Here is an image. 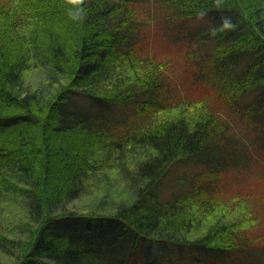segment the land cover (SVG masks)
Wrapping results in <instances>:
<instances>
[{
    "label": "trees",
    "instance_id": "1",
    "mask_svg": "<svg viewBox=\"0 0 264 264\" xmlns=\"http://www.w3.org/2000/svg\"><path fill=\"white\" fill-rule=\"evenodd\" d=\"M156 29L180 60L155 55ZM186 159L208 183L183 175L165 199ZM221 171L264 183V0H0V263L178 264L192 247L264 264L232 239Z\"/></svg>",
    "mask_w": 264,
    "mask_h": 264
},
{
    "label": "rangeland",
    "instance_id": "2",
    "mask_svg": "<svg viewBox=\"0 0 264 264\" xmlns=\"http://www.w3.org/2000/svg\"><path fill=\"white\" fill-rule=\"evenodd\" d=\"M156 38L158 40V43L153 45L154 47L157 46L158 44V50L157 53L155 54L158 58H168L170 55H177L176 60H180L182 49L174 45V47L171 46V44L167 41V38L164 36L163 32H158V29H156ZM180 61H178L179 64ZM174 70V69H173ZM172 70V71H173ZM175 80L178 83H181L182 87L184 88V91L189 94V95H197L199 91L202 93H213L211 90L210 91H205L203 89H207L206 86L202 85L199 86V84H196L192 82L191 75L184 71L180 70L176 73ZM180 87V84H178ZM209 101L212 105V107L215 110L220 111V107L216 100L213 98L212 95L208 94ZM196 97V96H192ZM227 132H229L227 130ZM247 154L251 156V154L245 149ZM247 161H249V158H247ZM192 160L190 161L189 159H186L184 163L179 165L178 167L174 168L173 170L169 171L167 173L166 179L163 181L162 186H161V195L162 197H165V199H168L175 189L173 184H176L177 186L181 187L186 183V180L183 175L189 176L196 178V175L198 176V181H197V186H201L203 184H207L208 182L203 181V172L205 171V168L202 166H198V170H200V173L195 174L193 171H191L192 166L189 164H192ZM189 165V166H188ZM196 170V168L194 169ZM203 171V172H202ZM191 172V174H190ZM215 175V174H214ZM170 181V182H169ZM182 181V182H181ZM214 189H216V195L217 197L223 199L225 201L228 200L227 202L230 201V203L227 205L228 207H224V209H227L228 211H224L223 215L224 217H227V223H230L231 219L229 216H233L236 219V223L240 224L241 226V232L238 234V236L233 237L232 239L236 241H241L237 243L236 245H246L247 244H252L253 246L251 248H264V213L259 212L255 205L258 204L263 197L264 194V183L262 182L260 176H256L254 174L252 175H243L240 176L238 173H228L226 171H221L219 172L216 176H214L213 183L211 185ZM205 194V193H204ZM230 195V197H229ZM236 201H244L248 205L250 204L251 207V217H249V214L247 212V209L249 211V207L247 206H242L238 207L235 202ZM251 202V203H250ZM255 209V210H254ZM193 212L192 215L194 214V210L190 211ZM250 213V212H249ZM210 210L209 212L203 213L205 215L204 217L208 216L207 220L211 218L212 215H210ZM190 215V217L192 216ZM215 215V214H214ZM195 216V215H194ZM237 216V217H236ZM241 216V217H240ZM200 220L202 217L199 213L197 216ZM203 224L202 222H200ZM252 236V238H250ZM245 239V243L243 242ZM229 239V238H228ZM231 243H226V242H219L217 244H221V246H226V245H233ZM180 256L176 255L174 258H176V262L178 264H192L191 262L193 260H197L199 264H225L220 255H215L214 258H212L208 250H200L196 248L189 247L187 249H184L180 252ZM234 258L236 259L235 254L231 253H225V261L228 260V262H231V259ZM146 260L145 254H141L135 258H133V262L135 264H144ZM0 264H15V262L9 261L8 259L5 260L3 263Z\"/></svg>",
    "mask_w": 264,
    "mask_h": 264
}]
</instances>
